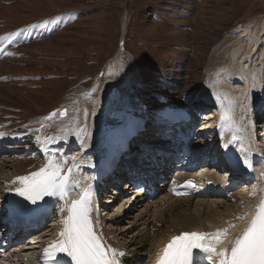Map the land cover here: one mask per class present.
I'll return each instance as SVG.
<instances>
[{"label":"rangeland","instance_id":"1","mask_svg":"<svg viewBox=\"0 0 264 264\" xmlns=\"http://www.w3.org/2000/svg\"><path fill=\"white\" fill-rule=\"evenodd\" d=\"M127 12L126 57L131 59L135 79L141 81L143 76L144 82L136 94L154 112L172 107L188 109L198 118L201 113L213 116L212 120L194 121L197 130L214 124L216 106L203 103L201 92L206 88L205 96L208 89L209 55L226 36L234 38L236 31L249 23H260L264 18V0H0V49L8 54L5 61L0 60L3 62L0 65V131L6 138L34 143L36 124L50 109L74 98L85 99L83 106L86 103L90 108L93 106L94 88L102 80L99 77L96 80V76L106 70L105 76L117 61L114 58L119 55L118 40L125 33ZM195 26L199 27L198 32ZM218 32L221 33L219 40ZM2 38L8 43L2 42ZM0 53L3 58L1 50ZM129 91L136 96L135 89L129 88ZM82 113L61 119L58 128L79 138L84 134L78 132L80 122L89 118ZM77 124L79 134L75 136ZM210 135L193 139L199 151L197 156L204 157L197 169L220 182L219 170L207 161L215 150L212 143L208 144ZM2 155L6 157L5 153ZM19 156L12 155L9 159L20 162L24 155ZM41 158L34 157L23 163L29 166ZM195 161L192 158L191 164ZM11 163L3 166L8 171L3 169V175L8 176L12 171ZM121 187L127 191L124 185ZM123 198L107 209L111 215L125 203ZM132 207L133 204L130 207L126 202L120 210L132 213L123 214L116 223L121 226L116 236L120 243L135 238L141 227L140 222L133 227L130 222L144 206ZM155 208L154 205L151 213Z\"/></svg>","mask_w":264,"mask_h":264},{"label":"bare ground","instance_id":"2","mask_svg":"<svg viewBox=\"0 0 264 264\" xmlns=\"http://www.w3.org/2000/svg\"><path fill=\"white\" fill-rule=\"evenodd\" d=\"M126 15L124 28L127 35L128 12ZM221 29L223 30L224 28H220V30ZM195 31H199L198 26H195ZM220 32H218V40L221 37ZM5 40V38H2V42L4 41L7 44L8 42ZM228 43H230L228 46L229 49L226 47ZM224 47L228 52H224ZM1 52L3 54V51ZM125 54H119L114 58L117 61L109 68L106 75L104 76V72L99 76V79L102 80H98L94 88L95 98L91 96L94 99L91 108L88 106V103L83 106V101L79 98L65 101L64 105L69 108L70 114H74L76 111L83 109L84 112L89 115V118L81 121L82 124L80 122L78 132L83 131L84 134L77 139L74 137L69 138L64 131H58V123L62 121L59 117L50 121L42 119L41 123H45L46 125L34 143L35 145L17 146L13 151L17 152L15 155L19 156L25 151L27 154H30L32 149H39L41 146H44L46 148L44 156L29 167L23 163L24 158H20V162L13 163L12 160L9 159L10 156H4L0 159V179H8L13 175L38 171L40 168L45 167L49 161L62 164L65 173L68 169H71L72 163L74 164L73 169L76 170V167L80 163H83V158L88 154L89 148L96 149L98 146V149H104L106 147L101 140V131L104 126L108 124L117 125L123 119L128 120L130 116L138 117L139 113H141L138 110L141 109L143 100L141 96L136 93H139L138 89L143 87V76H141V81L135 79L131 71V59H129L128 56L126 57ZM5 60L6 59L3 61ZM111 62L112 60H110V63ZM208 62V89L205 90L206 95L204 98H207L206 101L217 103L220 108L218 119L222 115H230L231 121L228 123L227 127H233L234 122L235 125L239 123L240 126L243 123L242 127L250 131L254 122L250 114L254 104L253 101H258L264 94V18L260 23L253 21L243 29L238 30V32L236 31V36L234 38L230 37L228 39V36H226L225 40H222L214 47L213 52L209 55ZM1 63L3 62H0V65ZM129 88L135 89L136 96L132 95L133 93L129 91ZM127 108H130L132 112L128 111ZM191 108L195 109L196 107L193 106ZM212 118V115L205 117V119L211 120ZM207 122H209V120ZM187 132L191 133L192 131L187 130ZM60 135L64 138L59 139L58 136ZM1 136L2 135H0V151L5 149L1 145L3 142ZM98 137L100 140H98ZM161 138V135H159V137H155L154 140L162 143L163 140ZM238 139L242 141L241 144H244L243 138L238 136ZM18 143L25 144L27 142L20 141ZM262 143L264 144V140ZM224 144H229V138L225 139ZM70 145H75L74 152L76 154L73 156L70 155V151H67ZM56 148L58 149L55 153L57 156L49 158V155L52 153L50 149ZM78 149L80 150L77 151ZM98 149L93 151L91 156L98 155L102 152L100 151L97 153ZM185 151L186 150L180 154H184ZM177 152H179V150ZM170 159L162 160L161 167L165 168L166 162H168V160L170 161ZM173 161V164H175L174 167L179 168L186 166V168L181 170L182 172L173 175L169 173L172 172L173 169L168 165L166 180L171 184H177L183 178L190 176L192 170L195 169L191 164H176L177 160L173 159ZM7 163H11L9 169L12 170L8 173V176H6L7 174H2L3 169L6 171V167L3 166ZM211 178L213 182L210 181L211 183L209 184H203L198 180L199 185L195 189L194 194L190 197L175 198L171 194L163 195L164 192L161 190L160 194H162V197H159V199L155 197L152 202H147V200L142 201V199L139 198L142 194L137 195L135 202H138V204L133 203V207H135V205H140L144 206L142 207L144 209L136 215V219L130 222V226L132 227L138 222L141 224L135 238L131 240L127 239L124 243H120L116 239V236H118L117 231L119 228L121 229V226L118 227L116 222L120 221L123 214H132L131 212L120 211L122 207L126 205L127 201L120 207V210L118 209L117 212H114L115 217L113 216L111 220L110 217L106 218L105 216L103 226L104 222L109 220V225L115 226L112 231H108L104 228L103 233L108 236L113 235L114 241H118V244L127 248L131 255H134L135 258H130L128 264H157V260L162 255L163 249L170 238L173 235H180L181 232L185 231L208 230L209 237L206 239L205 245L215 247L217 252L226 248V245L233 241L231 238L233 233L238 232L251 220L262 201L258 200L254 192H247L244 189H234L227 184H217L214 180L216 178L214 176H211ZM247 185L248 183L246 182V185L243 187H247ZM165 189H167V186ZM128 192L129 191H127V193ZM127 193H122L117 199H115L114 195L110 196L111 199L113 197V201H111L110 205L106 206V209H108L114 201L118 202L121 200L122 196L126 197V195H128ZM214 195H223V198H215ZM154 205L156 208L151 213ZM241 216L244 218L239 219L238 217ZM224 230H227V235H221L219 237L215 235L218 231L222 233ZM48 231V234L42 232L37 233L35 237L48 236L53 229ZM222 236H225L224 241L218 243L217 239ZM0 237H3L2 232L0 233ZM14 241L15 240L12 241L13 244H11L7 250V252L9 251L8 256L5 254L7 252L0 255V264H16V259H20L16 258L13 250L20 242L16 244L17 241ZM25 249L21 250V253L22 251L24 252ZM31 249L32 248L26 250L29 252L32 251L31 253H33V250H36L37 246H35L33 250ZM201 252L207 253L211 259H216L217 262L220 259L215 253L207 251ZM25 255L26 254H23V257ZM27 264H34V262L32 261Z\"/></svg>","mask_w":264,"mask_h":264},{"label":"snow or ice","instance_id":"3","mask_svg":"<svg viewBox=\"0 0 264 264\" xmlns=\"http://www.w3.org/2000/svg\"><path fill=\"white\" fill-rule=\"evenodd\" d=\"M244 163L247 165V160ZM71 174L72 169L65 173L62 164L49 161L38 171L17 177L13 181V184H18L14 191L22 199L11 202L9 211L12 216L22 219L43 212L40 202L46 197L64 196L70 186ZM186 183L192 186L191 181ZM90 197L91 191L86 189L80 199L73 200L70 205L61 209L67 215L63 220L64 227L58 233L59 239L44 249V256L50 264H118L115 256L123 253L106 249L93 231ZM208 235L184 232L173 237L164 247L157 264H198L194 260L196 249L215 253L220 257L219 264H264V201L258 206L249 225L231 242L230 248L217 252L215 247L206 246L204 241ZM215 235H227V230L222 233L218 231ZM217 242L220 240L217 239Z\"/></svg>","mask_w":264,"mask_h":264}]
</instances>
